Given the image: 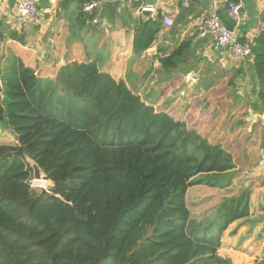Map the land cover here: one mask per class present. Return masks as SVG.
I'll use <instances>...</instances> for the list:
<instances>
[{
	"label": "trees",
	"instance_id": "1",
	"mask_svg": "<svg viewBox=\"0 0 264 264\" xmlns=\"http://www.w3.org/2000/svg\"><path fill=\"white\" fill-rule=\"evenodd\" d=\"M158 31L141 26L136 53ZM186 50L163 67L175 68ZM256 71L264 99V58ZM0 129L16 138L0 143V264H231L218 255V235L247 215L244 197L225 201L205 223L186 206L190 187L230 178L231 154L96 64L44 79L17 61L0 73ZM30 161L49 190H33Z\"/></svg>",
	"mask_w": 264,
	"mask_h": 264
},
{
	"label": "crops",
	"instance_id": "2",
	"mask_svg": "<svg viewBox=\"0 0 264 264\" xmlns=\"http://www.w3.org/2000/svg\"><path fill=\"white\" fill-rule=\"evenodd\" d=\"M16 2L0 0L2 75L17 61L44 79H55L74 64L94 63L149 106L173 118H196L199 132L220 139L235 154L233 173L240 175L237 179L247 175L245 187L253 186V196L264 203V99L256 71V59L264 58V0H192L189 6L158 0L148 16L124 0H36L40 23L33 29L14 24ZM232 2L241 6L238 26L229 15ZM87 3L97 7L86 13ZM212 14L228 28H237L252 50L250 58L236 62L230 51L216 47L200 31ZM165 18L173 21L171 27ZM144 24L159 31L151 48L140 54L134 43ZM183 44L187 50L179 64L164 68L162 60Z\"/></svg>",
	"mask_w": 264,
	"mask_h": 264
},
{
	"label": "rangeland",
	"instance_id": "3",
	"mask_svg": "<svg viewBox=\"0 0 264 264\" xmlns=\"http://www.w3.org/2000/svg\"><path fill=\"white\" fill-rule=\"evenodd\" d=\"M155 110L163 112L156 108ZM174 119L184 123L188 130L197 132L209 144L220 146L222 150L228 152L225 146L218 143L220 139L208 138L203 132H199V121H196V118ZM15 141L14 134L9 135L0 129V143L15 144ZM233 156L232 160L235 164V154ZM233 172L235 171L228 172L230 178H227L226 175L222 176L227 180L222 186L213 187L201 184L190 187L186 193V206L193 221L205 223L206 218L216 212L225 201L244 197L241 206L247 208L248 213L237 218L218 235L221 241L218 255L230 260L231 264H256L264 259V209H262L264 203L253 196V186L245 187L247 175L237 179L236 177L240 175ZM256 185L257 182H254L255 187H257ZM31 186L36 193H41L44 190H49L52 184L33 180Z\"/></svg>",
	"mask_w": 264,
	"mask_h": 264
},
{
	"label": "built area",
	"instance_id": "4",
	"mask_svg": "<svg viewBox=\"0 0 264 264\" xmlns=\"http://www.w3.org/2000/svg\"><path fill=\"white\" fill-rule=\"evenodd\" d=\"M130 6L138 5L140 10L155 12L153 3L158 0H124ZM184 6H189L192 0H181ZM97 7L96 3H87L84 6V12L90 13ZM240 9L241 6L236 3L229 4V15L235 21L236 25H240ZM40 23V10L36 0H17L16 16L14 24L19 29H33ZM164 24L168 27L173 25V21L169 18L164 19ZM260 28L264 31V21L260 24ZM200 31L212 37L216 47L231 52L234 60L238 63L244 62L252 55V50L247 41L242 38L236 29L228 28L221 18L212 14L204 19L201 24Z\"/></svg>",
	"mask_w": 264,
	"mask_h": 264
},
{
	"label": "water",
	"instance_id": "5",
	"mask_svg": "<svg viewBox=\"0 0 264 264\" xmlns=\"http://www.w3.org/2000/svg\"><path fill=\"white\" fill-rule=\"evenodd\" d=\"M149 11H143L144 16H148ZM32 169L34 171V181H48L52 184L49 178L44 174V172L40 169V167L33 161H30Z\"/></svg>",
	"mask_w": 264,
	"mask_h": 264
},
{
	"label": "bare ground",
	"instance_id": "6",
	"mask_svg": "<svg viewBox=\"0 0 264 264\" xmlns=\"http://www.w3.org/2000/svg\"><path fill=\"white\" fill-rule=\"evenodd\" d=\"M36 182H47V183H49V184H50V182H48V181H44V180H41V181H36Z\"/></svg>",
	"mask_w": 264,
	"mask_h": 264
}]
</instances>
